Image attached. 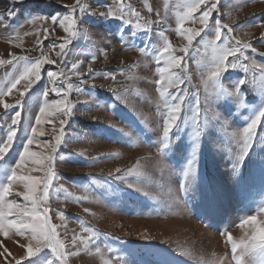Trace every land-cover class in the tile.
Wrapping results in <instances>:
<instances>
[{"label":"rangeland","instance_id":"rangeland-1","mask_svg":"<svg viewBox=\"0 0 264 264\" xmlns=\"http://www.w3.org/2000/svg\"><path fill=\"white\" fill-rule=\"evenodd\" d=\"M125 2L139 11L144 21L154 22L150 31L135 29L119 18L86 13L78 19L79 35L66 48L61 62L56 55L59 48L52 46L67 34L50 20L30 21L68 15L67 6L75 5L76 0H0V16L4 17L0 20V61L5 62L0 63V91L23 71L24 61L17 62L13 56L34 61L44 52L56 61L43 66L41 80L24 97L14 90L4 98L12 105L22 101L20 106L6 112L0 106V145L7 139L14 116L21 113L14 143L0 160V188L7 185L22 155L30 135L29 120L34 123L45 99L51 103L60 98L51 89L65 87L62 81L70 77L73 90L69 99L75 105L74 114L65 125L64 142L55 154L56 178L40 205L49 209L50 222L57 226L66 249L74 253L66 264H235L224 233L230 232L239 241L251 232L247 226L239 227L244 219L257 216L264 222V120L246 155L243 143L233 139L232 133L247 127L264 109V84L258 68H250L248 73L229 69L221 75L220 88L216 89L211 79L214 53L204 41L214 39L215 21L219 19L235 29L231 35L256 48L255 52L246 50L250 59L243 62L264 65L260 55L264 52V0H220L209 28L194 39L188 53L176 52L184 59L181 68L172 71L183 83L169 88L168 94L182 96L184 103L163 152L168 106L159 96L156 69L164 64L157 62L156 55L164 43L162 32L174 48L187 44L176 31L178 13L184 11L186 0ZM117 3L81 0V4L99 11ZM9 11L13 13L10 17ZM194 15L198 17L200 12ZM132 19L134 24L135 17ZM185 27L200 29L201 25L197 20ZM73 64L77 65L75 70ZM60 69L64 70L61 78L50 82L47 71ZM24 83L18 86L20 91ZM109 88L121 93V98L116 99ZM232 91L237 95H230ZM197 99L203 130L193 160L198 129L192 117ZM55 127L60 128L59 120ZM43 128L46 134L38 137L37 143L54 142L52 125ZM32 150L40 152L43 148L34 144ZM190 162L195 164V171L186 178ZM31 175L42 177L43 173ZM25 191L22 184L13 182L8 199L27 205L22 195H16ZM85 228L99 235L87 248L79 242L74 247V236L91 235ZM18 242L26 243L13 233L7 238L0 234V243L16 258L24 255ZM25 264L60 261L45 247ZM246 264H264V253L246 258Z\"/></svg>","mask_w":264,"mask_h":264},{"label":"snow or ice","instance_id":"snow-or-ice-1","mask_svg":"<svg viewBox=\"0 0 264 264\" xmlns=\"http://www.w3.org/2000/svg\"><path fill=\"white\" fill-rule=\"evenodd\" d=\"M15 2H22V0H15ZM219 3L220 0H186L183 4L184 11L178 13V26L176 28L177 33L187 41L185 46L179 49L174 48L168 37L165 36L163 32L161 33L164 43L156 55V60L158 63L162 60L164 66L156 69L159 73V80L156 81V83L159 86V96L163 99V103L168 106V111L162 132L164 143L160 152H163V150L168 147L170 134L181 118L180 113L184 103L182 96L178 97L174 94H168L169 88L177 87L183 83V79L177 73L172 71V69H180L181 63L184 59L182 56H177L176 52L180 51L188 53L194 39L201 36V33L209 28L210 18H212L214 12L218 11ZM67 7L70 8V13L68 15L62 17H37L30 21L31 23L36 24L38 21L47 22L50 20L52 25H58L67 34V37L64 38L62 42L58 45L52 46L53 48H59V52H57L56 55L60 58L61 62H63L67 55L66 48L71 45L73 39L79 35L78 19L86 13L90 15H104L106 17L119 18L125 23L134 26L135 29L143 31H150L151 25L154 23L153 21H144L140 12L131 4L126 3L125 0H118L117 5L115 7L110 6L107 11L90 9L86 5L81 4V0H76L75 5ZM201 9H203L202 12ZM149 10L151 11V9ZM77 12H79L80 15H76ZM197 12H200L198 17L194 15ZM12 15L13 13L9 11L8 16L10 17ZM156 15L159 17L160 13L157 12ZM133 17H135L134 24ZM3 19L4 17L0 16V20ZM197 20L201 25L200 29L185 27L186 23H196ZM223 29H227V32H224ZM234 31L235 29L230 25L223 24L221 20L217 19L215 21L214 39L204 41L211 47L212 52L214 53L215 67L211 72V79L214 87L216 89L220 88V77L229 69H241L243 72L248 73L250 68H258L262 84H264V65H257L255 61H252L251 63L243 62L250 59L249 56L246 55V50L251 49L255 52L256 48H254L251 43L242 42L240 39L231 35ZM28 34L30 33H25V35ZM47 34L48 30L45 29V36H47ZM261 42L264 43V38H262ZM140 51L145 52L144 50ZM260 55L264 56V52H261ZM229 57H232L233 59L229 60ZM93 59H95V57ZM13 60L17 62L21 60L24 61V66L23 71L18 76L13 77L10 86L5 90L0 91V106L3 107L5 112L12 107H18L22 104V101H17L16 105L9 104L5 101V97L11 96L14 90L19 91L20 97H24L33 85L41 80V70L43 66L56 63V61L50 59L49 55L44 52H42L41 56L34 61L29 60L27 57L15 56H13ZM0 63L5 62L0 61ZM6 63H12V61H7ZM71 67L75 70L77 65L73 64ZM88 71L91 73L93 70L89 67ZM63 73V69H60L59 72L49 70L46 75L49 81L54 83L61 78ZM80 74L81 73L79 72L76 73V75ZM69 79L70 77H65L62 81L65 87H53L51 89V91L60 98L51 103L45 99L34 123L29 120L30 135L26 140L22 155L9 177V182L7 185L0 188V234L7 238L9 233H13L14 235L23 237L26 241V243L18 242L19 248L24 250V255H21L19 258L13 256L11 251L0 243V247L3 248V251H0V264H13V261L14 264H25L26 260L36 256L45 247L52 250L60 261V264H66L67 257L74 254L66 249L65 242L60 239V233L57 231V226L50 222L48 215L49 209L40 206L48 197V189L56 178L57 174L54 167L55 154L64 142L65 125H67L68 120L74 114L73 108L75 105L69 99V95L73 90V84L68 82ZM112 79H115L114 75L112 76ZM22 81L25 83L23 85V90L20 91L18 86L21 85ZM240 83L241 85L245 84V80H242ZM93 87H95V85H93ZM261 88H264V86H261ZM108 90L114 93L116 99L121 98V93L116 92L115 89L109 88ZM229 94L235 96L237 95V91H232ZM47 96L48 90L44 93V97L46 98ZM56 120H59V129L55 127ZM192 120L195 122L198 129L194 135V139L197 141L196 147L193 151V160H195L196 152L199 150L198 141L203 130L200 128V101L198 99ZM262 120H264V109H261L256 114L247 127L239 132L232 133L233 139L238 143H243L245 155L253 143L258 126L261 124ZM20 121L21 113L18 112L11 122V130L8 133L6 141L0 145V160H2L10 151L17 136V126L20 124ZM45 124L52 125L54 142L37 143V138L46 134L43 128V125ZM34 144L37 148L42 146L43 151L37 152L32 150ZM80 155H82V153ZM243 158V156L240 157V159ZM17 170H23V173H18ZM35 171H41L43 176L35 177L31 175V173ZM194 171L195 164L190 162L188 171L185 173L186 178ZM116 172L120 173L121 169L117 168ZM116 178L120 179L121 177L118 176ZM13 182L23 185L26 191L24 193H16V195H22L23 200L28 202L27 205H21L8 199V197L12 195ZM85 211H87V209ZM262 212H264V210H262ZM12 217L15 218L13 219ZM246 226L251 232L250 234L246 233V238L240 239L239 241L234 239L230 232L224 233L227 237V242L231 246L232 259L235 264H246V258L264 253V242H261L256 238L257 230L264 229V222L260 221L257 216H251L244 219L239 224L240 228H245ZM84 230L90 232L91 235L88 237L74 236V247H77L79 242L87 248L93 237L99 235V233L90 228H85ZM96 251L99 252L100 249L96 247Z\"/></svg>","mask_w":264,"mask_h":264},{"label":"clouds","instance_id":"clouds-1","mask_svg":"<svg viewBox=\"0 0 264 264\" xmlns=\"http://www.w3.org/2000/svg\"><path fill=\"white\" fill-rule=\"evenodd\" d=\"M256 238L261 242H264V229H258Z\"/></svg>","mask_w":264,"mask_h":264}]
</instances>
